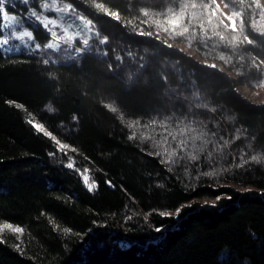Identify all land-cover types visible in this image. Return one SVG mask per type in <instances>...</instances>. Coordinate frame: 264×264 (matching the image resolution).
<instances>
[{
    "label": "trees",
    "instance_id": "obj_1",
    "mask_svg": "<svg viewBox=\"0 0 264 264\" xmlns=\"http://www.w3.org/2000/svg\"><path fill=\"white\" fill-rule=\"evenodd\" d=\"M42 2L4 0L40 47L9 50L0 42V224L24 229L0 233V264H264V159H251L264 156V14L245 10L243 31L233 33L220 10L209 23L210 9L188 8L189 33L181 36L166 18L180 0H58L93 30L48 48L51 32L32 12L57 14ZM2 21L0 12V37ZM200 22L238 44L205 42ZM182 97H202L209 110L189 108ZM169 111L174 119H163ZM195 133L203 143L191 139ZM164 136L168 143H158Z\"/></svg>",
    "mask_w": 264,
    "mask_h": 264
},
{
    "label": "snow or ice",
    "instance_id": "obj_2",
    "mask_svg": "<svg viewBox=\"0 0 264 264\" xmlns=\"http://www.w3.org/2000/svg\"><path fill=\"white\" fill-rule=\"evenodd\" d=\"M28 0H25V3H27ZM180 10L179 11H174L172 8H168L166 11L169 14L167 18V22L170 25L173 34L174 35H185L186 33H189V27L188 26H184L183 25V16L184 13L186 12V10L188 8H192V9H196L197 7H203L205 10L210 9L211 10V15L208 17L209 23H211V18L212 17H216L217 16V11L220 9V4H218L216 2V0H209L208 3H204L203 0H199V3L197 2V0H180ZM238 5L240 6L241 10H233L231 12V14H224L221 12V15H225L226 19L230 22L229 24H224L223 20H220V24H224V27L226 29H230L233 33L238 32V31H243V25H244V11L245 10H251L253 7L256 9H259L261 11L262 14H264V5H262L260 3V0H229L228 3L224 4V7L227 8L229 7V5ZM246 6V9H245ZM41 8L44 9H48V8H53L56 7V2L55 0H52L51 3L48 2V0H44V2L41 3L40 5ZM97 8H100L102 11H105L108 15H112L113 17H115L116 19H119V14L118 13H111L108 12L106 8H104L103 4H97L96 5ZM56 11L58 12H65V13H74L75 12V8L72 4H66L64 5V7L62 8H56ZM0 12L3 13L4 18L6 20H8L9 22H11L13 19H15L14 17H11L7 14V12H4V0H0ZM32 15L35 16L37 21H40L43 26L48 29L51 32V35L53 38L55 39H68V40H72L73 37L71 36H67V32L68 29L65 28L64 32H65V36H57V33L52 31L49 28V24H56L55 20H51L49 21L46 17H43L42 14H37L36 12H32ZM144 15L147 16L148 12L145 11ZM77 19H79L81 21V24L84 26V28H88L91 24L92 21L87 20L85 17L83 16H78ZM237 21H239V25L240 27L237 26ZM158 23V21H157ZM189 23L191 24V20L189 21ZM199 27L203 30V36L202 39L207 42V40L212 39L213 37H218L216 46H219L220 44H223L224 46H236L238 44V40L235 36H233L231 39H228L225 37V35L221 32H212L211 35L208 34V30L204 28V24L203 22H200ZM249 27H252L254 30L256 29V25L255 24H251L249 25ZM176 28H182V31L180 32H176L175 29ZM167 30V29H166ZM193 39H195V27H193ZM141 35H151V33H140ZM80 33L77 32L75 33V36H79ZM260 35L264 36V29H260ZM28 37V38H32V33L31 32H22L20 33V37ZM107 40V37H105L103 40L100 41V43H105ZM3 43H7V40L2 41ZM243 42H246L248 44H253L254 41L252 39H249L248 35H244L243 36ZM83 44L85 46L88 45V40L85 39L83 41ZM36 47H40L39 44L36 45ZM45 47L48 48H56L58 47V44L56 43H48L45 45ZM169 47H171V45H169ZM78 51H83V49H77ZM221 59H224V57H221ZM260 63H264V61H261ZM253 66L257 68V70L259 71V64H256L255 61H253ZM212 67H215V65H213ZM17 107H22V105H16ZM113 111H115V109H112ZM29 123H33L32 120H29ZM139 124V121H135L132 124L129 125V127H133ZM39 131H44L42 126L40 125H34ZM145 127H147V125H145ZM165 131L167 132L168 130L165 129ZM180 134H183V129H180ZM45 135H51V133L48 132H44ZM135 136V133H133V137ZM168 136H171L173 140H176V135L173 134L172 132H168ZM168 136H164L162 138L161 141H159L158 143L160 144H164V143H168ZM130 137V138H133ZM53 140H55V137H52ZM57 144H59V141H56ZM186 142L184 140H180L179 141V145L181 147L184 146ZM59 147L61 149L66 148V145L63 144H59ZM73 151H75V149H73ZM165 151L167 152L168 150L165 149ZM176 153V149H173L172 152L169 153V158H171L172 155H174ZM157 155H159V153H157ZM193 159H195V157H192ZM251 159L253 161L256 162H260L261 159H264V156H252ZM69 167H72V164L68 165ZM207 174H211V173H207ZM88 176L84 175V180L85 183L88 182ZM89 188L91 189L93 187L92 184L88 185ZM177 213L180 212V209L176 210ZM161 215H167V213H161ZM5 230H8L10 232H14V233H23L24 229L20 228V227H14L12 224L10 223H3L0 224V233L4 232ZM160 229H157V231H159Z\"/></svg>",
    "mask_w": 264,
    "mask_h": 264
},
{
    "label": "rangeland",
    "instance_id": "obj_3",
    "mask_svg": "<svg viewBox=\"0 0 264 264\" xmlns=\"http://www.w3.org/2000/svg\"><path fill=\"white\" fill-rule=\"evenodd\" d=\"M55 2H56V7L51 8V10L52 9L55 10V13L57 14V17H55V18L54 17H51L50 18V16H46L48 19H50V21L51 20H55L56 21V24H54V25L53 24H50L51 27H53V28L55 26L61 27L62 28V32L64 34H65L64 29L67 28L68 29V32H67L68 35L69 34L70 35L71 34L72 35L73 34L75 35V33L79 32L80 33V36H82V35L84 36L85 35V37H87V36H89L88 33H92V30H93L92 25H90L86 29L81 24V21L79 19H77L78 16H82L79 12H76V11L74 13L58 12V11H56V8H62L66 4H62V3L58 2V0H55ZM216 2L218 4H220V9H219L220 11L219 12L220 13L222 12L224 14H228L227 9L223 6V4L221 3V1L220 0H216ZM4 12H7V14L9 16L14 17L15 19H13L11 22H9L8 20H6L4 18V15L2 13V20H3L2 21V28H3V34L0 37L1 44H4L6 46V48H8L9 50H15V49H18L20 47H36L37 44L40 45L39 38L36 36V33H35L33 27L31 25H29L21 17V15L19 13L15 12V11H12V10H7L6 8H4ZM221 16H220V18H222V19L225 17V15H221ZM87 20H90V19L87 18ZM33 22L36 23L35 21H33ZM81 30H84V32H82ZM22 32H31L32 33V38H28L26 36L23 37V38H21L20 37V33H22ZM57 35H59V34H57ZM151 36L156 37V34L155 33H152ZM4 40H7V43H3L2 41H4ZM55 40L58 41V39H55V38L52 37V35H50L49 38L47 39V41L45 40L44 43H46V44L47 43H54V42H56ZM165 43H167L168 45L173 46V48L181 49L185 53H189L192 57H194L198 61V63H209V62L205 61V59H202L198 55H196L194 50H190L185 45H180L177 42L170 41V40L166 41ZM237 90L243 96L249 98L250 100H252L254 102L258 101V99L256 98V93H255V91L253 89H251V88H249L247 86L241 85ZM171 97L173 99H176V97H178V96L177 95H174V96L172 95ZM182 99L188 104L189 108L192 107L193 109L196 108L197 110L199 108L200 109L201 108H204V109L209 110L206 107L207 105L205 104V101H204V99H202V97H201V99L199 98L200 100L199 99L198 100H194L193 98H189V97H187V98L182 97ZM182 99H180L181 102H184ZM173 117L174 116H173L172 111H169L168 114L163 115V119H165V120H170L169 118L174 119ZM163 119H161V120H163ZM193 119H191V118H188L187 119V122L191 126H193L192 128H196V129L202 128V126H203L202 122L201 123L200 122L193 123V121H192ZM33 125H40V126H42L41 124H38V123H35V122H33ZM42 128H43V126H42ZM43 130H44V131H42L43 133L44 132H47L46 129L43 128ZM191 139L196 140L197 142L198 141H201L202 143L204 142V140L200 139L199 134H196V133L193 134V136H192ZM209 141H210V139H208L207 142H209ZM246 146L249 147L248 144ZM205 200H206V202H213V200L210 199V198L209 199H205ZM200 201L202 202L204 200H200Z\"/></svg>",
    "mask_w": 264,
    "mask_h": 264
}]
</instances>
